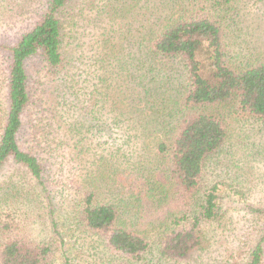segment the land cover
Listing matches in <instances>:
<instances>
[{"label": "trees", "instance_id": "16d2710c", "mask_svg": "<svg viewBox=\"0 0 264 264\" xmlns=\"http://www.w3.org/2000/svg\"><path fill=\"white\" fill-rule=\"evenodd\" d=\"M73 1H34L32 25L12 41H0L8 62L0 168L10 159L28 171L46 198L44 208H49V214L52 200L43 153L45 146L54 148L42 146L41 133L42 139H52L57 147L66 146L69 159L82 166L80 173L71 165V171L77 170L75 216L84 231L103 239L111 250V264H145L144 255L153 242L164 257H186L201 246L202 225L219 222L223 216L221 183L203 188L200 179L204 165L222 149L229 132L221 116L206 108L229 105L232 112L264 124V54L243 60V55L230 51L227 31L232 33L237 25L232 4L239 0H162L158 12L148 11L136 30L124 21L111 37L103 33V51L92 55H105L113 65L103 59L98 78L104 92L98 86L88 94L96 92L106 101L113 95L112 125L126 127L124 135L128 130L135 133L121 139L120 145L114 140L108 153L107 149L90 153L86 135L98 127L92 111L74 102L75 91L57 81L51 91L63 100L64 112L47 129L33 124L27 140L23 115L33 101L28 63L33 58L41 61L45 75L58 71L64 61L66 10ZM115 1L104 0L98 14L111 22L131 8L135 13L136 5L128 0ZM14 13L20 19L24 7ZM132 93L138 104L129 100ZM133 105L134 113L128 109ZM136 112L142 115L135 120ZM65 114L72 117L69 123L61 121ZM52 129L57 134L51 136ZM123 146L133 147L134 152L126 153ZM8 201L4 198L3 205ZM252 209L261 216V235L245 264H261L264 207ZM10 211L7 219H0V264L48 263L55 252L53 243L28 238ZM51 230L61 242L53 220Z\"/></svg>", "mask_w": 264, "mask_h": 264}, {"label": "rangeland", "instance_id": "374dc122", "mask_svg": "<svg viewBox=\"0 0 264 264\" xmlns=\"http://www.w3.org/2000/svg\"><path fill=\"white\" fill-rule=\"evenodd\" d=\"M6 1L0 0V41H12L19 32L32 25L36 11L32 4L36 0ZM103 1L93 0L89 3L90 0H74L69 4L71 6L66 10L68 18L64 31V61L55 75H47V72L45 75L43 68H40L41 61L36 58L28 63L33 101L23 115L27 140L32 137L33 124L38 123L40 130L42 127L47 129L48 123L53 118L58 119V114L64 112L63 100L51 91L57 81L64 82L70 91H75L72 95L74 102L82 107L87 105V110L92 111L95 120L92 121L98 127L91 128L92 132L90 130L86 135V141L90 143V153H100L105 149L108 153L114 146V140L120 145L121 139L130 132L135 133L134 130H128L124 135L123 130L126 127L112 125V117L115 116L111 111L113 95L109 96V101L96 92L89 95L90 90L98 86L99 90L104 92V87L100 85L102 81L98 78L103 59L107 60L106 65H113V59L105 55H92L96 50L103 51L100 46L101 38L114 35L119 31L117 26L121 25L122 29L124 21H129L136 30L148 11L158 12L162 0L161 3L160 0H128L132 5H136L135 13L134 8H131L129 12L111 22L104 15L98 14V7L103 5ZM119 1L122 0L114 3ZM17 3L19 5H15ZM232 5L236 7L237 25L232 26L235 28L232 33L229 32L231 29L227 31L231 53L243 55V60L263 55L264 0H239ZM20 7H24L25 14L19 19L15 17L14 11ZM111 28L115 30L111 31ZM103 33L106 34L102 36ZM7 63L6 54L0 50V135L7 112ZM129 100L132 104H138L133 99V93L129 95ZM69 101L68 99L67 102ZM157 103H160V100ZM228 106L206 108L208 112L221 116L224 126L228 127L229 135L222 149L204 165L200 179L203 188L221 183L219 193L223 209L222 218L219 222L202 225L201 246L188 256L176 259L164 257L153 242L144 255L143 263L245 264L259 239L262 219L252 208L264 207V124L237 110L232 112L233 109ZM128 109L133 113L137 110L134 105ZM132 115L136 120L137 116L142 114L136 112ZM71 120L72 117L69 119L68 114L61 119L66 123ZM81 130L83 131V128ZM54 131L55 129H52L51 136L57 134ZM39 138L42 146L46 143L54 148L45 146L43 153V159H46L45 181L50 189L49 196L52 201H49V204L52 211L47 213L49 208H44L46 198L39 193L40 189L36 187L28 171L8 159L0 168V219H7V210H11L12 217L22 224L28 238L35 242H52L55 252L46 264H111V250L103 239L92 231H84L75 216L73 207L77 185L74 182L77 170L71 171V165L76 166L80 173L83 172L82 166L69 159L66 146L57 147L52 139H42L41 133ZM123 149L126 153L134 152V148L130 146H123ZM85 166L88 167V164ZM5 191H8L7 195ZM4 198H9L7 206L3 205ZM99 199L104 198L101 196ZM146 212L148 213V210ZM52 220L62 236L61 242L51 230ZM2 240L0 239V243ZM261 264H264V259Z\"/></svg>", "mask_w": 264, "mask_h": 264}]
</instances>
